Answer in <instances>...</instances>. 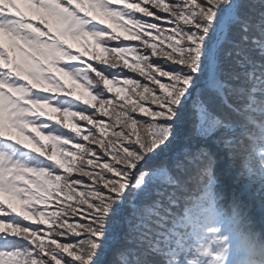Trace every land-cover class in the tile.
Instances as JSON below:
<instances>
[{"label":"snow or ice","instance_id":"snow-or-ice-1","mask_svg":"<svg viewBox=\"0 0 264 264\" xmlns=\"http://www.w3.org/2000/svg\"><path fill=\"white\" fill-rule=\"evenodd\" d=\"M0 264H264V0H0Z\"/></svg>","mask_w":264,"mask_h":264}]
</instances>
